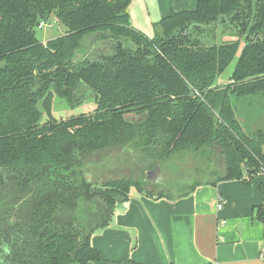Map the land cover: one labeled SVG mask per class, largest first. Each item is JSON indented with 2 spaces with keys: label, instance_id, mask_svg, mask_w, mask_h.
Returning <instances> with one entry per match:
<instances>
[{
  "label": "trees",
  "instance_id": "16d2710c",
  "mask_svg": "<svg viewBox=\"0 0 264 264\" xmlns=\"http://www.w3.org/2000/svg\"><path fill=\"white\" fill-rule=\"evenodd\" d=\"M132 1L0 0V264L102 260L93 235L133 189L174 200L264 178V0H198L153 37L132 24ZM51 15L66 30L42 41ZM220 27L237 38L219 41ZM56 96L72 107L90 96L95 109L60 119ZM175 155L216 158L223 172L176 197L113 174ZM259 189L264 200V179ZM253 215L264 222V203Z\"/></svg>",
  "mask_w": 264,
  "mask_h": 264
},
{
  "label": "crops",
  "instance_id": "0c3cea01",
  "mask_svg": "<svg viewBox=\"0 0 264 264\" xmlns=\"http://www.w3.org/2000/svg\"><path fill=\"white\" fill-rule=\"evenodd\" d=\"M144 1L142 9L154 2L161 19L194 9L198 0ZM263 179L201 185L174 200L132 193L116 205L111 224L95 231L92 242L102 260L89 264H264V222L253 215V207L264 203Z\"/></svg>",
  "mask_w": 264,
  "mask_h": 264
},
{
  "label": "rangeland",
  "instance_id": "374dc122",
  "mask_svg": "<svg viewBox=\"0 0 264 264\" xmlns=\"http://www.w3.org/2000/svg\"><path fill=\"white\" fill-rule=\"evenodd\" d=\"M132 2L133 7L131 10V15L135 19V22H133L134 26L150 37H153L156 32L161 31V29L156 25L157 22L160 20V16L157 6L154 4V2H151L148 8L143 9L142 7L145 6L143 5L145 3L144 0H133ZM45 21L48 25L37 29L38 36L42 41H47L51 38L57 37L63 34L66 30L65 25L61 24L55 15H51ZM223 30L224 32H222ZM225 30L226 29L224 27H220V29H218L216 35L217 37H219V41L220 39L224 40L237 38L235 35H231V33H233L231 29L230 32H226V34H230V38L226 37ZM241 47L234 59L228 65L227 69L218 77V83L224 84L228 82L229 76L233 72L238 61L241 52ZM99 48L101 49L103 48V46L99 45ZM260 102L264 103V97L260 100ZM95 104L96 103L93 97L88 96L82 104L72 107L63 98L56 96L54 99L53 112L58 118L61 119L62 117H64L66 119L71 115H77L83 112L89 113L91 111H94ZM127 158L128 156H126L123 160ZM137 162L142 163L140 159H138ZM114 164L117 163L115 162ZM158 164L160 165L164 177L162 182L157 184H152L151 182H148L145 179V172L147 170L153 169L157 164H154L150 168H146V166L141 164L139 169H135L133 168V166L131 167V162L130 164L125 162V165L128 166L126 171L124 170L123 172H121V170H119V167L117 166L113 174L115 173L116 176L122 174H134L135 176L137 175L142 180L143 188L147 191H151L156 194L163 193L171 197H176L180 194L178 187L190 185L191 183L197 180L201 182L212 181L216 179L219 175H221L223 172V169L216 158H213L211 161L207 162L205 159H200L198 157L195 158L192 155H175ZM91 175V172L87 173V176L93 180ZM135 192L137 191L133 189L132 193Z\"/></svg>",
  "mask_w": 264,
  "mask_h": 264
},
{
  "label": "water",
  "instance_id": "95a60500",
  "mask_svg": "<svg viewBox=\"0 0 264 264\" xmlns=\"http://www.w3.org/2000/svg\"><path fill=\"white\" fill-rule=\"evenodd\" d=\"M191 95L194 96V93H192ZM163 177L164 176L159 164H157L153 169L146 171V180L151 182L152 184L162 182Z\"/></svg>",
  "mask_w": 264,
  "mask_h": 264
},
{
  "label": "built area",
  "instance_id": "2783aa9c",
  "mask_svg": "<svg viewBox=\"0 0 264 264\" xmlns=\"http://www.w3.org/2000/svg\"><path fill=\"white\" fill-rule=\"evenodd\" d=\"M48 24H47V22L44 20V21H42L41 23H40V27L42 28V27H45V26H47ZM200 264H205V263H200Z\"/></svg>",
  "mask_w": 264,
  "mask_h": 264
}]
</instances>
